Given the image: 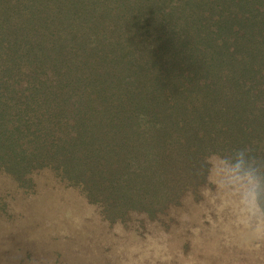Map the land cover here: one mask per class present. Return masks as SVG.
<instances>
[{"label": "trees", "instance_id": "obj_1", "mask_svg": "<svg viewBox=\"0 0 264 264\" xmlns=\"http://www.w3.org/2000/svg\"><path fill=\"white\" fill-rule=\"evenodd\" d=\"M212 157L264 216V0H0V176L17 189L71 188L146 228L201 195Z\"/></svg>", "mask_w": 264, "mask_h": 264}, {"label": "rangeland", "instance_id": "obj_2", "mask_svg": "<svg viewBox=\"0 0 264 264\" xmlns=\"http://www.w3.org/2000/svg\"><path fill=\"white\" fill-rule=\"evenodd\" d=\"M211 163L201 195L146 228L109 224L77 190L32 197L0 176V264H264L253 182Z\"/></svg>", "mask_w": 264, "mask_h": 264}]
</instances>
